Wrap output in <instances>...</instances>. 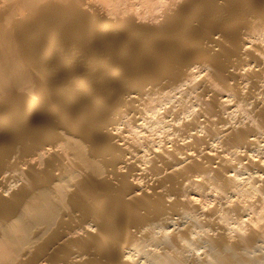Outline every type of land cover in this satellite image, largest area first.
I'll return each instance as SVG.
<instances>
[{"label": "bare ground", "instance_id": "1", "mask_svg": "<svg viewBox=\"0 0 264 264\" xmlns=\"http://www.w3.org/2000/svg\"><path fill=\"white\" fill-rule=\"evenodd\" d=\"M129 1L0 0V264H264V0Z\"/></svg>", "mask_w": 264, "mask_h": 264}, {"label": "rangeland", "instance_id": "2", "mask_svg": "<svg viewBox=\"0 0 264 264\" xmlns=\"http://www.w3.org/2000/svg\"><path fill=\"white\" fill-rule=\"evenodd\" d=\"M136 1L137 0H132V3H134L135 5H133L134 7H133V11H136L137 9L139 10H137L135 13L138 15V16H140L141 15V13H143L142 15H143V17H142V15L140 16V18L142 17L143 19H146L145 17H147V16H149V14H150V12H151V8H152V6L150 5L149 6V4L150 3H148V0H143L142 2H141V0L140 1H137V3H136ZM128 2H130L131 3V1H129L128 0ZM139 2V3H138ZM143 2H145V3H143ZM162 4V3H161ZM124 4H122L121 5V7H120V9H123V7H125V6H123ZM123 6V7H122ZM127 6V5H126ZM159 6H161V5H157L156 6V8L155 9H159L160 7ZM149 7V8H148ZM158 7V8H157ZM134 8H136V10H134ZM148 9V10H147ZM142 12H141V11ZM138 12V13H137ZM147 13H149L148 15H147ZM145 16V17H144ZM144 73L145 74H148L149 73V66L148 65H146L145 66V68H144ZM164 89H162L161 91L159 90H155L156 91V93H154L155 94V98L152 100V102H151V106H150V108L153 106L154 107V105H155V107L154 108H152L150 111H149V113H147V115H146V118H145V115L143 116L144 118H142L141 119V122L139 121L137 124L136 123H130V124H128V125H126V127L125 128H128L126 131H125V134L128 136V134H129V136H131V137H134L133 139L135 140V141H137V139H139V141H141V145L143 146V147H145L146 148V146H147V148L149 147V146H154V143H155V146H160L162 143L164 144V143H166L167 145H170V142H169V137L170 136H172L171 134H172V129H171V127H169V122H170V119H172V114L170 113V112H166L167 111V109H168V107H169V105H170V103L171 102H169V99H165V95H164V93H165V90L163 91ZM163 91V93H161ZM163 94V95H162ZM159 96V97H158ZM159 102H158V101ZM163 100V101H162ZM186 101V102H185ZM190 101H193V100H188V99H184V101H183V104H184V106H190L191 105V103H190ZM155 102V103H154ZM169 102V103H168ZM167 104H169V105H167ZM187 104V105H186ZM195 104V103H194ZM159 105V106H158ZM164 106V107H163ZM196 107L195 105H191V107ZM159 111V112H158ZM166 113V114H165ZM160 114V115H159ZM162 114V115H161ZM166 117H165V116ZM157 118V119H156ZM160 118V119H159ZM163 118H165V120H166V122H165V120L163 119ZM170 118V119H169ZM168 119V120H167ZM155 120H157V121H155ZM150 121V122H149ZM168 122V123H167ZM144 123V124H143ZM136 125V126H135ZM139 125V126H138ZM131 126V127H130ZM143 126V127H142ZM132 129H134L133 131H132ZM167 129V130H166ZM170 129V130H169ZM130 132H129V131ZM136 130V131H135ZM138 131V132H137ZM142 131V132H141ZM134 132L136 133V134H134ZM150 132V133H149ZM170 132V133H169ZM151 134V135H150ZM169 134V135H168ZM149 135V136H148ZM168 136V137H167ZM145 137V138H144ZM147 139V140H146ZM143 140V141H142ZM138 141V142H139ZM149 141V142H148ZM156 141V142H155ZM159 141V142H158ZM151 142V143H150ZM148 144V145H146V144ZM153 143V144H152ZM159 143V144H158ZM150 144V145H149ZM152 144V145H151ZM212 200V197L211 198H209V200H208V202H207V204H212L213 203V200ZM234 218H231L230 219V221H228V222H232L231 224L232 225H230V223H229V225L231 226V227H233V226H235V219L233 220ZM199 246V245H198ZM196 248H197V246H196ZM199 248H200V250H199ZM201 249L202 250H207L205 247H198V249H195V250H197L198 251V253H203L204 251H201Z\"/></svg>", "mask_w": 264, "mask_h": 264}]
</instances>
